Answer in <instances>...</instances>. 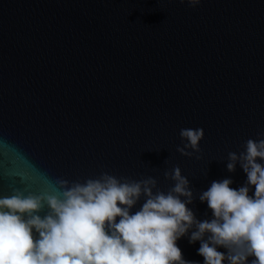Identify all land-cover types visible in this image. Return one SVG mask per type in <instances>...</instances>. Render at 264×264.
<instances>
[{
  "label": "water",
  "instance_id": "95a60500",
  "mask_svg": "<svg viewBox=\"0 0 264 264\" xmlns=\"http://www.w3.org/2000/svg\"><path fill=\"white\" fill-rule=\"evenodd\" d=\"M187 128L204 131L191 156L177 151ZM249 139H264V0H0V197L61 196L59 180L104 173L167 193L179 167L187 207L211 220L199 197L246 184L227 164ZM192 231L177 246L204 264Z\"/></svg>",
  "mask_w": 264,
  "mask_h": 264
},
{
  "label": "clouds",
  "instance_id": "9594fccd",
  "mask_svg": "<svg viewBox=\"0 0 264 264\" xmlns=\"http://www.w3.org/2000/svg\"><path fill=\"white\" fill-rule=\"evenodd\" d=\"M199 2L188 0L191 6ZM180 136L187 141L177 149L182 155L200 151L203 129H181ZM258 158L264 160V139H249L239 155L229 153L228 171L239 161L247 182L239 189L228 178L211 183L199 197L211 220H197L187 207L192 191L179 167L165 173L175 181L167 193H153L154 178L122 182L107 173L71 186L59 180L61 196L14 189L0 197V264H195L176 243L193 227L189 243L201 242L204 264H248L249 257L255 258L251 264H264V165ZM142 195L145 203L130 213ZM45 203L50 212L41 217Z\"/></svg>",
  "mask_w": 264,
  "mask_h": 264
}]
</instances>
